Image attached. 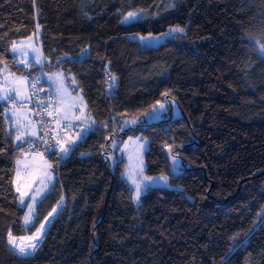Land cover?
<instances>
[{
  "label": "trees",
  "instance_id": "obj_1",
  "mask_svg": "<svg viewBox=\"0 0 264 264\" xmlns=\"http://www.w3.org/2000/svg\"><path fill=\"white\" fill-rule=\"evenodd\" d=\"M130 11L142 18L125 24ZM177 26L159 46L140 40ZM37 33L45 77H73L95 126L60 166L47 158L56 183L27 227L14 183L27 143L0 103V264H264V0H0V72L42 68L12 53ZM166 98L180 118L120 132ZM128 137L148 142L146 175L171 186L138 205L125 161L109 164ZM61 197L34 254L12 250L8 232L31 235Z\"/></svg>",
  "mask_w": 264,
  "mask_h": 264
},
{
  "label": "snow or ice",
  "instance_id": "obj_2",
  "mask_svg": "<svg viewBox=\"0 0 264 264\" xmlns=\"http://www.w3.org/2000/svg\"><path fill=\"white\" fill-rule=\"evenodd\" d=\"M139 15L138 12L130 11L128 14L124 17V21L127 22L132 19H136ZM184 29L180 28L179 26L170 29L171 32H183ZM170 33H165V35H169ZM140 40L143 42H148L151 40H159V37H153L151 35L149 36H141ZM256 43L259 45L260 51H264V43H261L260 40H257ZM15 51V49H13ZM33 52L37 55L35 56V62L40 63V57H39V50L33 48ZM22 63H25L26 67H31V64L26 63L23 59L21 60ZM56 78L59 80V84L56 88V95L52 99L48 100L47 102H44L43 99H41V103L37 105L38 109H40L39 115H40V124L43 126H46L48 122L44 120L43 115L46 112L48 116L54 117L55 123L57 125H60L61 129H63L65 132L68 130H71L75 127H77L76 124L73 123V121H80L82 118L84 120H87L88 117L86 115L85 109L86 105L83 104V97H80V104L83 106L78 105L77 103L73 102L72 104H66L63 96V92L66 91L63 83V78L61 73L54 74ZM52 79V77H49ZM115 75H111V82L112 85L116 82ZM28 82V77L24 76L22 78H19L15 81H7V77H5V84L0 85V100L4 101H10L13 104H16V99L23 97L24 100H28L30 96H34L35 92L26 93L24 90V86ZM73 82H75L73 80ZM32 89L37 88V83L33 82L31 85ZM165 95H168V93H165ZM157 105L152 106V110L150 113H146L145 116H151L152 118H158L159 113L164 111V105L157 102ZM55 105L54 111H48L49 108H53ZM26 105L21 103L20 108H24ZM79 107V114L74 111ZM62 113V115H61ZM14 120L11 122L15 126V140L21 144L27 143L31 145V141L26 140V136H35L36 135V129L33 127L31 131H28L29 124L32 123L31 120L28 121V124L24 123V120L27 119V117H21L17 115V113H13ZM139 121L136 119H133L130 121L132 124H136ZM125 123H128V121H125ZM11 131V129H10ZM82 132L83 129H81V132H78L77 139H82ZM45 136L49 137V139L53 138L50 136L49 132L44 133ZM45 145H47L46 150H53L51 145H48V141H44ZM76 141L72 139H67L66 141L62 142L61 138H56V144L59 145V150L61 152V159L64 156H67L70 151H72V146L75 145ZM67 144L68 146H65ZM128 146L125 145V148ZM144 147L143 144L137 145V147L134 149V151L139 154L140 149ZM166 147H168L166 145ZM27 153H30L32 156V159H17L16 160V178L17 180L20 179L22 172L27 177V183H26V189L24 190L21 188L19 184H17L16 191L19 193V201L20 204L28 209V211L25 213L23 217L24 225H32L34 220V209L36 205L41 202L40 197L44 195L45 189L48 187V183L52 181L53 179V173L50 171L53 168V164L50 163L48 160L43 158V153L34 151L31 147H29L26 150ZM169 152L171 155V149L169 148ZM21 155H25V152H22ZM131 159V155L129 156ZM171 159L173 161V164L175 165L177 163L176 156L172 155ZM141 176H143V169L140 170L139 173ZM131 179V177H130ZM155 179L163 181L165 184L167 183L168 177L166 175H161L160 177H157ZM153 178L151 177H143V179L139 182L137 180L132 179V183L135 185V199L138 201L142 192L143 188H146L148 184H145L144 181H148L150 184L152 182ZM37 185L35 189L33 190L32 186ZM25 198L29 199L28 203H25ZM63 201V197H61V202ZM59 207V205H57ZM57 212V208H53L49 213L48 217H52L54 213ZM48 218H45V222L40 223L39 227L35 229V232H33L30 236H14L11 231L8 232V238L7 243L10 246L12 250H15L18 252L19 255L28 257L32 255L35 250L39 247L40 243L42 242V238L45 235V229L46 224L49 223ZM34 226V225H33ZM24 241H27L28 243H23Z\"/></svg>",
  "mask_w": 264,
  "mask_h": 264
},
{
  "label": "rangeland",
  "instance_id": "obj_3",
  "mask_svg": "<svg viewBox=\"0 0 264 264\" xmlns=\"http://www.w3.org/2000/svg\"><path fill=\"white\" fill-rule=\"evenodd\" d=\"M141 18L142 17L139 13V15L137 16L136 19H132V20H129V21L124 22V23L129 24V23L136 21V20H139ZM123 21H124V18H123ZM158 37H159V40H151V41L145 42L144 43L145 46H148V47L159 46V45L163 44L164 42L172 39L173 34L171 32L169 35H161ZM33 48L39 50V57L41 60L40 63L35 62V56L37 54L33 52ZM13 49H15V51ZM12 53L18 58V63L20 66L26 67L25 63L21 62V60L23 59L26 63H29V64H34L37 66L42 64V67L45 70V67H44L45 61H44V59L42 57V53H41L39 33L34 34L33 36H31L25 40H22V41L15 43L12 46ZM56 73H60V72H56ZM56 73L46 74V80H47L50 88L53 90V92L55 94H56V88L59 84V80L54 75ZM61 74H62V78H63L64 87L66 89V91L63 92L65 103L66 104H72L73 102H75L78 105L83 106L80 104V100H79V98L82 97V94L79 91L76 82H73V80H74L73 77H67L62 72H61ZM5 77H7V81H15V80L22 78L24 76L23 75H13L5 69L4 71L0 72V85L5 84ZM49 77H52V79H50ZM24 90L26 93H31L30 92V80L29 79H28L27 84L24 86ZM30 100H31V96L29 97L28 100H24L23 97L17 98L16 104H13L10 101L0 100V103H5L8 105V107L6 109V116L8 118H10L9 124H10L11 129H13L14 131H15V126L13 123H11L14 120V117H13L14 112L17 113V115H19L21 117H27V119L24 120L25 124H28L29 120L32 121V123L29 124V126H28V129H27L28 131H31V129L33 127H35V129L37 128L36 127L37 122L34 118L33 111H31L25 107L20 108L21 103L25 104V103L30 102ZM83 104L86 105L84 99H83ZM160 104L164 105V111L159 113L158 118H152L151 116H143L141 118H132V119L128 118V119L123 121V123L121 125L120 132L123 133L125 130H127L129 128H135V127H139V126L146 127V126H150L152 124L160 123L164 120L178 119L181 117V111H180L177 103L174 100L166 98L164 101L160 102ZM157 107H158V105H157ZM74 111H76V113L79 114V107L77 109H75ZM85 112H86V115L88 117L87 120H84L82 118L80 121H73V123L77 125V127H75V128H79L80 132L82 129L80 126L89 127L90 125H95V122L93 121V119L91 118V116L88 112L87 105H86ZM61 115H62V113H61ZM133 119H136L139 122L136 124L130 123V121ZM125 121H128V123H125ZM75 128L71 129V131L66 134L67 139H73L75 137V136L73 137L71 135V133L73 131H76ZM92 131H93V129H92ZM82 136H83V134H82ZM76 137H77V135H76ZM28 138H29V136L25 137L26 140ZM83 139H84V136L80 140H83ZM17 143L19 144V142H17ZM139 144H143L144 147L142 149H140L139 154H137L134 151V149ZM125 145H127L128 147L125 148ZM73 147H74V145H73ZM147 150H148V142L144 141L141 137H128L127 139H125L123 141H121V139L119 138V139H114L110 143V152L108 155L110 168L112 170H115L119 161H125L124 170H123V178L125 180H127L128 183L130 184V186L132 187V189L134 191V201L137 205L140 204L141 198L146 194V192L149 188H171L168 180H167V183L165 184L163 181L155 179L157 177H151V176L146 175V173H145L146 164H145L144 155H145ZM130 155H131V159L129 158ZM28 157L32 158L31 154L25 153V155H22L21 158H19V159L23 160V159L28 158ZM176 161H177V163L175 165L173 164L174 173H179L180 171L178 170L177 167L180 165V159L176 157ZM141 169H143V176H141L139 174ZM130 177H131V179H130ZM143 177H151V178H153V180L150 184L148 183V181H144V183L148 184V186L146 188L142 189L140 198L137 201L135 199V185L132 183V179H135V180H137V182H139L143 179ZM158 177H160V176H158ZM53 179H54V176H53ZM14 183H15V188H17V184H19L22 189L27 190L26 189L27 177L24 175L23 172H22V175H21L19 180H17L16 175H15V182ZM36 186L37 185L32 186L33 190L35 189ZM47 188L44 191V195L48 192ZM43 196L40 197V201L43 198ZM28 202H29V199L25 198V203H28ZM22 207H24V206H22ZM27 211H28V209H27ZM35 215H36V207L34 209V217H35ZM34 220H35V218H34ZM34 220H33V222H34ZM29 226H31V225H28L27 227H29Z\"/></svg>",
  "mask_w": 264,
  "mask_h": 264
},
{
  "label": "built area",
  "instance_id": "obj_4",
  "mask_svg": "<svg viewBox=\"0 0 264 264\" xmlns=\"http://www.w3.org/2000/svg\"><path fill=\"white\" fill-rule=\"evenodd\" d=\"M33 82L37 83L36 89H32L31 87ZM33 91L35 92V95L31 96L30 102L25 103L26 105L25 108L33 111L34 118L37 122L39 136L36 142H32L31 145L26 144L24 146V150L26 151L29 147H31L34 151L43 153L44 158H51L53 157L54 154H60V159L58 161V166H60L61 163H63L70 156L72 151H70L67 156H64L61 159L62 154L59 150V145L56 144V138H61L62 142L66 141L67 140L66 134L69 133L70 130L65 132L63 129H61L60 125H57L55 123L54 117L48 116L46 112L44 113L43 118L44 120L48 122V124L46 126H43L39 122L40 121V115H39L40 109H38L37 105L41 103V99H43L44 102H47L48 100L52 99L56 95L53 92V90L50 88L46 80L45 70L43 67L40 68L30 78V92H33ZM54 109H55V105L53 106V108H49L48 111H54ZM45 132H49L50 136L53 138L49 139V137L44 135ZM45 140H47L48 145H51L52 148L54 149V154H53V150H46L48 146L45 145L44 143ZM65 146H68V145L65 144Z\"/></svg>",
  "mask_w": 264,
  "mask_h": 264
},
{
  "label": "crops",
  "instance_id": "obj_5",
  "mask_svg": "<svg viewBox=\"0 0 264 264\" xmlns=\"http://www.w3.org/2000/svg\"><path fill=\"white\" fill-rule=\"evenodd\" d=\"M10 122V118H8V123ZM94 126L95 125H90L89 127H87V126H80L82 129H83V132H82V134H83V136H84V139H85V137L89 134V133H91L92 132V129L94 128ZM36 127H37V125H36ZM9 129H11V127H10V124H9ZM76 131H73L72 133H71V135L74 137H76V133H78V132H80L79 131V128H77V129H75ZM11 131L12 132H14V130L13 129H11ZM71 131V130H70ZM73 138L72 140H75V141H80V139H77V137L76 138ZM37 139H38V127L36 128V135L35 136H29V138L27 139V140H29V141H31V142H36L37 141ZM19 144H21V143H19ZM24 144H26V143H24ZM24 144H22V145H24ZM25 153H27V152H25ZM22 156V155H21ZM21 156H20V158H21ZM44 158V157H43ZM27 159H32V158H27ZM44 159H46V160H48L50 163H52V161H50L49 159H47V158H44ZM53 164V163H52ZM52 173H53V176H54V179H52V181L51 182H49L48 183V192L43 196V198L50 192V190L52 189V187L55 185V183H56V175H55V172L53 171V168L50 170ZM16 175V174H15ZM42 198V199H43ZM41 199V200H42ZM63 204H64V198H63V201L61 202L60 201V203L58 204L59 205V207H56L57 208V212L56 213H54V215H53V218L50 220V222L47 224V226H46V229H45V234H46V232L48 231V229L50 228V226H51V224H52V222H53V220L55 219V217L57 216V214L59 213V211H60V209H61V207L63 206ZM38 205V204H37ZM37 207V206H36ZM47 218H48V220H49V218L50 217H48V215H47ZM43 222H45V219L43 220ZM39 227V226H38ZM35 232V231H34ZM26 236H30V235H26ZM25 236V237H26ZM45 236V235H44ZM44 236H43V238H44ZM43 238H42V240H43ZM34 254V253H33ZM32 254V255H33ZM32 255H30V256H32ZM30 256H28V257H30ZM24 257V256H23Z\"/></svg>",
  "mask_w": 264,
  "mask_h": 264
},
{
  "label": "bare ground",
  "instance_id": "obj_6",
  "mask_svg": "<svg viewBox=\"0 0 264 264\" xmlns=\"http://www.w3.org/2000/svg\"><path fill=\"white\" fill-rule=\"evenodd\" d=\"M53 215H54V214H53ZM52 218H53V216L50 217L48 221H50ZM47 224H48V223H47ZM47 224H46V226H47ZM23 243L27 244L28 242H27V241H24Z\"/></svg>",
  "mask_w": 264,
  "mask_h": 264
}]
</instances>
